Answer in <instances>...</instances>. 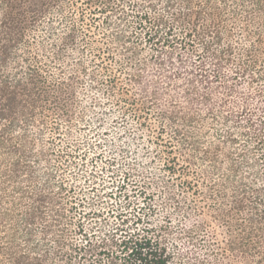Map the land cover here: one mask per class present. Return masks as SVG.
<instances>
[{"label":"rangeland","instance_id":"obj_1","mask_svg":"<svg viewBox=\"0 0 264 264\" xmlns=\"http://www.w3.org/2000/svg\"><path fill=\"white\" fill-rule=\"evenodd\" d=\"M21 4L0 0V19L22 9L15 55L61 83L63 105L0 121L21 149L0 147V245H16L0 264H133L124 243L142 236L174 264H264V0ZM152 67L168 78L132 107L127 77Z\"/></svg>","mask_w":264,"mask_h":264},{"label":"trees","instance_id":"obj_2","mask_svg":"<svg viewBox=\"0 0 264 264\" xmlns=\"http://www.w3.org/2000/svg\"><path fill=\"white\" fill-rule=\"evenodd\" d=\"M21 1V5H24L26 2V0ZM39 1L41 2L42 6L45 3L48 4L49 2V0H44V2L43 0ZM18 10L22 9H17L13 5H6L2 11L3 18L0 19V121L3 118L14 119L17 117L16 115L18 113L24 114L25 116L31 115L36 107L42 106L41 104H38L41 101H44L46 104L44 108L47 109L53 107L54 105H63L59 99L60 93L63 91V89H61V83H51L47 77L41 73L40 67L36 65L27 66V57H17L15 55L16 46L24 41L25 31V22L19 17L23 14L22 11ZM140 17L142 18V15ZM148 34L149 40L152 42L159 40L153 38V36L156 35V31L153 33L149 32ZM212 56L215 57L214 54H212ZM18 60L23 62L25 61V63H17L16 61ZM18 68V71L20 72L12 74V69L17 70ZM199 70L202 72L201 75L205 80L206 77L209 76V74H205L207 69L203 65V67H199ZM137 75L139 76L138 78L135 77V75L127 77L130 83L132 82L134 85H136V94H138L130 101L132 107H136L137 101L139 100L141 102L143 99L148 97L156 99L158 95V87L164 82V79L153 82L151 76H167L161 72L160 69H155L153 67L150 69L140 68ZM113 80L116 81L117 79L114 78ZM152 101L154 102V100ZM168 113L170 114L173 123H177L180 120V116L178 117V111L171 110ZM3 133L4 131H0V147L7 150L9 153L21 152V149H19L18 146H9L6 144L7 140L4 139ZM198 158L203 160L202 157ZM11 165L12 170L8 175L11 178L19 177V173L22 171L19 161L12 162ZM166 168L170 169V165L167 164ZM40 192V195L35 197L36 203H38V205L34 207L35 211H41L40 209L44 208L45 204L48 203L46 202L47 200H45V198L50 197L49 193H47L48 191L46 193H43L44 191ZM239 202V200H236V204H239ZM50 204L51 203H49V205ZM6 216L7 213L0 211V229L3 227V220ZM44 227H46V225H44ZM22 231L23 230H21V232ZM245 232L248 233L247 230ZM205 233L208 236L214 238L217 236V233L214 230H205ZM6 239V244H3L4 246L0 245V253L1 251H5L13 255L12 252L16 245L13 243L11 236H7ZM214 240L215 239H213V241ZM125 241L126 243H124V248L130 247L131 251L129 252V255H134L133 264H174V257L172 253L164 244L159 241V239H153L151 236H142ZM25 257L26 255L21 257L13 256L12 260L14 264H27ZM65 257L67 258V255Z\"/></svg>","mask_w":264,"mask_h":264}]
</instances>
